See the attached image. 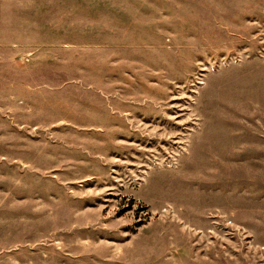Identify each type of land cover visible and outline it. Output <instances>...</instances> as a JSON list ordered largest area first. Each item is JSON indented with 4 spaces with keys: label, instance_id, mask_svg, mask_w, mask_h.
Returning <instances> with one entry per match:
<instances>
[{
    "label": "rangeland",
    "instance_id": "rangeland-1",
    "mask_svg": "<svg viewBox=\"0 0 264 264\" xmlns=\"http://www.w3.org/2000/svg\"><path fill=\"white\" fill-rule=\"evenodd\" d=\"M0 264H264V0H0Z\"/></svg>",
    "mask_w": 264,
    "mask_h": 264
}]
</instances>
